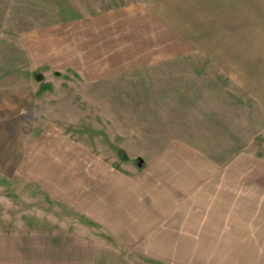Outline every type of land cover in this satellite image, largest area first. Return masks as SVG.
<instances>
[{
  "label": "rangeland",
  "instance_id": "374dc122",
  "mask_svg": "<svg viewBox=\"0 0 264 264\" xmlns=\"http://www.w3.org/2000/svg\"><path fill=\"white\" fill-rule=\"evenodd\" d=\"M257 82H264V0H0V130L6 123L15 134L0 138V167L25 163L0 168V178L23 179L0 186V209H39L47 244L64 237L61 225L96 227L76 202L61 199L72 172L66 159L77 146L124 175L166 180L169 190L179 175L193 177L177 169L176 155H163L174 145L200 151L179 159L199 156L218 171L249 163L260 173L264 89ZM20 89L31 94L28 107L20 108ZM214 172L203 170L205 178ZM33 177L42 182L35 195L26 184ZM257 177L254 189L264 192ZM78 231L74 238L96 237ZM208 258L207 249H190L176 260Z\"/></svg>",
  "mask_w": 264,
  "mask_h": 264
},
{
  "label": "crops",
  "instance_id": "0c3cea01",
  "mask_svg": "<svg viewBox=\"0 0 264 264\" xmlns=\"http://www.w3.org/2000/svg\"><path fill=\"white\" fill-rule=\"evenodd\" d=\"M263 83H254V88L264 89ZM16 97L20 108L31 103L29 91L20 89ZM24 116L20 112L18 121H23ZM6 127L5 123L0 138H14L15 134ZM11 146L15 152L17 149ZM76 150L81 160L78 154L67 157L65 168L72 172L65 178L61 199L68 204L76 202L84 217L96 225L93 229L81 226L78 232L96 237L74 238L72 233L77 230L72 232L61 225L64 229L57 233H64V237L54 236V242L42 243L39 209H0V264H142L153 259L167 264L171 259L173 264H179L176 259L180 251L190 249H207L206 264H264V192L254 189L258 175L264 180V160L260 173L249 163L234 161L218 171L217 165L204 167L199 156L193 160L177 158L179 154L200 151L181 144L170 146L163 155H176L177 169L191 171L193 177L186 181L179 175L176 188L169 190L166 180L160 179L161 183L154 185L151 178L124 175L104 161L90 160L87 149L77 146ZM34 162V170L42 169L39 159ZM162 162L160 169L165 166ZM11 164L2 161L0 168L20 170L25 163ZM47 164L44 169L50 170L56 162ZM204 169L215 172L205 178ZM176 179L170 184H175ZM19 181L23 179L2 177L0 186H16ZM26 182L32 186V195L34 186L40 189L42 184L41 177ZM189 188L191 194L186 193ZM25 195L18 197L24 200ZM9 198L6 192L1 201Z\"/></svg>",
  "mask_w": 264,
  "mask_h": 264
}]
</instances>
